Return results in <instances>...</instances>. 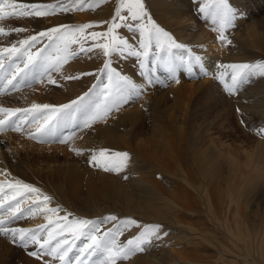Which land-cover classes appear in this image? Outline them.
<instances>
[{
  "label": "rangeland",
  "instance_id": "obj_1",
  "mask_svg": "<svg viewBox=\"0 0 264 264\" xmlns=\"http://www.w3.org/2000/svg\"><path fill=\"white\" fill-rule=\"evenodd\" d=\"M5 2L6 4H38L51 7L41 9V11L49 13L43 16L34 14L19 15L22 11L33 12L34 10L5 7L4 13L0 14V17H2L0 18V28L4 30V33L0 34V48L10 47L13 43L18 44L21 39H27L33 35H38L41 31H47L61 25L70 26L69 29H62V31L68 33L66 37L68 40L75 42L69 45L68 59L62 62L58 71L51 74L56 81L55 84L49 83L48 79L45 78L36 81L31 86L25 85L18 90L0 92V108L2 109L31 108L33 104H49L54 107L70 104L71 101L84 96L92 85L96 83V76L99 75L98 70L109 59L103 55L102 49L97 47L98 44H109L111 37L117 36L128 40L134 49L138 48L137 35H131V32L135 31H129L126 27H123L122 21H117V23L122 25L120 28L114 29L110 35H103L108 33L120 0H5ZM162 2L161 0H144L148 14L176 42L186 45L192 50L194 55H199L203 58V62L209 66L210 79L216 92L208 100L202 93L200 95L193 93L194 96L189 106L194 111L193 116H198L200 123L198 129L193 132L192 125L195 123L190 116L186 126L189 131L184 133L182 140L178 138L176 131L161 116V109L168 106L175 107V105H172V98L168 97L158 101L156 105L159 110H157V114L155 113L154 120L150 122L148 117L145 118V131H137L141 138L146 133V149L149 152H141L136 147L126 150L123 147L111 145L106 149L110 152L112 162L104 166V171H106L105 168H108L109 170L106 172L112 176L119 177L122 186L126 187L127 185L124 183L128 179L122 178L120 173L124 172L123 170L130 162L135 163L136 167L146 168L151 171H156L158 167L162 166L169 171L168 179L170 183L167 186L176 196H180L184 195L185 190L179 178H183L185 173L177 172L173 169L177 165L184 166L186 169L192 168L193 173L197 175L196 184L194 185L196 201L200 200V195L204 193L203 183L206 177L217 181L223 202L233 203V222L239 221L246 230L254 233L257 237L262 236L263 239L264 131H261V129H264V75H260V72L264 71V68H257L255 70L256 74L251 77L249 82L242 85L239 90L231 95L216 77L221 71H224V69L217 67L220 64L248 63L250 65H264V0H228L229 5L237 10L238 15L224 29L223 42L220 40L219 23H213L210 15L200 11L202 3L208 2V0H163ZM64 4L66 7L63 6ZM100 4H103L104 8L107 6L112 7L105 17L101 16V9L103 8L99 6ZM80 11L81 13H79ZM74 12L76 14H82V12L87 14L88 12L90 18L83 19L82 22L65 21L67 16ZM183 12H187V15L191 16L190 24L188 20L191 18ZM121 14L127 15V9L121 10ZM191 24L196 26V29H192ZM83 25H91V27L85 28L82 32L77 31ZM15 29H22V31L16 32ZM199 30H201V33L198 32ZM92 32L101 33L102 35L93 39L91 36ZM196 36L201 38L189 41L192 39L191 37ZM228 41L231 43H228ZM43 42H47L46 38H44ZM209 42H211V46L213 45L209 51L212 54L204 50L205 45ZM42 46L43 43L38 44L32 51L36 52ZM82 47L85 51H81ZM88 49H91V51H88ZM61 55L63 56V54ZM114 56L112 67L122 75L129 77L142 88L139 96L130 98L126 103L122 104L123 106L120 105L121 107L119 106L118 109L113 107L111 111L103 112V115L100 113L101 115L99 114L88 127L82 128L77 125L63 128L56 136H46L43 139L30 138L33 134H36V127L27 122L21 125L20 131H14L6 127L4 131L0 132V156L2 154L5 155L8 163L12 161L24 162L25 165L23 167L29 170H32L35 165L43 167L47 163L71 162L81 152V149H79L80 143L88 140V137L92 135L95 136L92 131H97L103 124L114 123L119 113L128 109L133 110L139 105L143 97L155 96L156 93L165 89V86L157 84L159 83L157 77L162 75L158 70H155L153 84L148 86L140 76L139 62L135 57L129 56L127 52L122 57L118 56V54H114ZM83 63L87 68L77 70V67ZM228 72L227 80L230 83L231 70H228ZM84 73H94L96 75H82ZM191 76L190 81L198 78L194 71H192ZM70 77L79 78L71 79ZM195 97L196 99L194 100ZM171 115L174 116L176 113L173 112ZM18 116H20L19 113L11 117V119L15 120ZM6 118V114L0 113V119ZM100 120L101 122H99ZM65 137H68L66 142L61 143L60 140ZM95 144L93 143L92 146ZM116 153H127L128 156L124 158L123 156H117ZM248 162L257 166L248 167ZM153 176L152 179H155L156 176ZM42 180V185H37V189L46 192L48 195L46 196L49 199L55 200L60 205L67 206L71 210L74 207H78L76 203L70 200L73 195L70 193L69 185L66 182H61L58 175H44ZM101 183L100 180H97L94 185L101 189ZM128 193L131 192L129 191ZM150 200L153 202L157 201L155 196H151ZM42 201H44L43 198ZM33 206L34 204L29 206V208H33ZM231 207L230 204V212ZM20 208L24 214L18 221L7 225L8 227L21 228L29 217L33 215L31 211L26 212L21 206ZM50 209L49 205L43 209L46 218L60 220L62 224L65 223L60 217H57L58 215L50 213ZM81 213L85 216H90V212L85 207L81 208ZM114 213L118 214L119 212L114 211ZM138 215H141L142 217L140 218H143V220L153 215L156 222L142 221V226L141 224H139V227L131 226L121 236H129L128 239H133L140 234L144 225L158 224L163 228L165 226L161 220H157L159 218L156 215V210L152 208H147L146 211H139ZM67 216L69 221L85 218L88 220L102 219L99 217H82L74 211L67 213ZM165 217H167V221L165 220L167 224L171 222L179 225L165 226L163 234L159 236L160 240L157 243L159 246L157 244L154 245L156 237L152 238L150 245L144 246V250L141 252L142 256H144V264H151L154 255L164 249L172 250L173 246L174 248L178 246L179 249L184 247L183 249L185 250L193 248L192 250L197 251L203 249L202 246L206 247L198 234L188 231V228L199 230L206 228L203 214L194 213L193 211L187 212L181 210V208H173L168 211ZM3 218L9 219L7 214H3ZM117 218L118 221L126 218L132 219L125 214H121ZM118 221L103 226V230L107 231ZM183 226L187 227L188 230L183 228ZM173 230L176 231L174 232ZM210 232L214 233V231ZM164 233H167V235H164ZM65 235L70 236L71 234L65 232ZM168 235L170 236L168 237ZM195 236L198 237L195 238ZM161 238L164 239L166 244L162 246L163 249H161L160 245ZM0 240L3 241V248L0 249V264L49 263L47 256L33 257L28 254L30 251L37 250V245H30L25 248L20 245L18 240L14 242L11 236L4 237L0 235ZM174 243H178V245ZM228 248L234 250L231 247ZM209 250L213 251L212 244ZM206 253L210 254L211 252ZM211 254H214V252ZM130 259L131 255L123 260L118 259L116 264H129ZM229 259L234 258L230 257ZM238 261L242 262V258H238ZM164 264H168V261L164 262Z\"/></svg>",
  "mask_w": 264,
  "mask_h": 264
},
{
  "label": "snow or ice",
  "instance_id": "obj_2",
  "mask_svg": "<svg viewBox=\"0 0 264 264\" xmlns=\"http://www.w3.org/2000/svg\"><path fill=\"white\" fill-rule=\"evenodd\" d=\"M5 7H20L33 12L22 11L19 15L43 16L49 14L47 11H41L51 6L38 4H6L5 0H0V14L4 13ZM127 9V15H122L121 10ZM200 11L210 15L213 23L220 25V40L224 41V29L237 18L238 12L232 8L228 0H208L202 3ZM2 18V17H0ZM117 21L123 22V27L129 31L138 33V48L134 49L129 41L117 36H112L109 44H98L102 49L103 55L108 57L96 76V83L92 85L84 96L71 101L70 104H64L54 107L49 104H33L31 108L2 109L0 113L6 114V119H0V132L5 128L14 131H20L23 123H31L36 127V134L30 138L43 139L46 136H56L57 133L68 127H88L92 121L101 113H107L113 107L119 108L130 98L141 94L142 88L134 83L129 77L122 75L112 67L114 54L124 56L125 52L138 60L140 76L148 86L154 82L153 77L157 67L162 68L169 73V78L176 79V70L183 67L191 71L193 65H198L201 71L204 70L203 58L194 55L192 50L186 45L176 42L175 39L163 28L159 27L148 14L144 0H120L119 7L116 9L113 22L108 29L110 35L114 29L122 25ZM91 25H83L77 31L82 32ZM69 25L53 27L47 31H41L38 35H33L27 39L19 40L18 44L13 43L10 47L0 48V92L5 90H18L20 87L31 86L38 80L48 79L49 83L55 84L52 73L58 71L63 61L68 59L70 51L69 45L75 41H70L66 37ZM16 32L22 29H15ZM4 30L0 28V34ZM101 33L92 32L91 36L95 39ZM44 38L47 42L44 43ZM43 46L38 51L32 49L38 44ZM228 43H231L228 41ZM81 51H85L83 47ZM91 51V49H88ZM63 54V56L61 55ZM151 65V67H149ZM224 69L216 77L224 86L229 95L233 94L239 88L247 84L251 77L256 74L257 68H264V65H250L248 63H230L217 65ZM228 70H231L229 83L227 77ZM206 74V73H205ZM82 75H96L94 73H84ZM264 75V71L260 72ZM78 79L79 77H70ZM20 116L13 120L11 117ZM264 131V129H261ZM71 135V133H70ZM68 137L62 138L61 143L66 142ZM99 155L104 156L105 151ZM117 156L127 158V153H116ZM95 161L96 156L92 158ZM108 171V168H105ZM127 179V176L124 177ZM7 188L11 193H5L4 185H0V235L4 237L11 236L12 240L19 241L20 245L27 248L30 245H37L38 249L30 251L28 254L33 257L49 256L54 260H59L61 264H116V261L126 259L128 256L144 250L145 245H150L153 237L159 238L161 225H144L143 230L133 239H128L126 243L119 240L131 226L139 227V222L130 218L118 221L115 215H108L99 220L72 219L68 216L60 217L65 223L57 227L46 228L42 226L37 230L24 228L8 227L7 225L18 221L24 212L20 208L23 202L17 197H23L25 193H39V190L29 184L17 180L14 184L8 183ZM44 201L49 198L45 196ZM36 204V201H33ZM37 207H39L37 205ZM28 209L27 211H32ZM52 213L61 211L59 208L50 209ZM3 214H7L9 219H4ZM113 224L107 231L102 232L104 225ZM49 224L52 220L49 219ZM65 232L71 235L66 236ZM167 235V233H164Z\"/></svg>",
  "mask_w": 264,
  "mask_h": 264
},
{
  "label": "bare ground",
  "instance_id": "obj_3",
  "mask_svg": "<svg viewBox=\"0 0 264 264\" xmlns=\"http://www.w3.org/2000/svg\"><path fill=\"white\" fill-rule=\"evenodd\" d=\"M162 1L163 0H161V2ZM63 6L66 7L65 4ZM99 6L103 8L101 9L102 17H105L112 8L111 6L104 8L103 4H100ZM79 13H81V11ZM183 13L191 18L189 14L187 15V12ZM89 18L90 16L88 12L87 14L83 12L82 14H76V12H74L69 14L65 21L82 22L83 19ZM191 20L192 18L188 20V23ZM195 27L196 26L191 24L192 29ZM198 32L201 33V30ZM133 34L138 35L137 32H131V35ZM191 38L192 39L189 41L197 40L201 37L196 36ZM184 39L186 38L184 37ZM212 46L211 42H209L205 45L204 50L208 53ZM203 65V71H201V68L195 64L191 71L186 70L183 67H178L175 75L176 79L179 80V83L170 79L168 72L157 67L156 70L162 74L157 77L159 81L157 84L159 86H165V89L156 93L155 96L143 97L139 105L137 104L138 106L133 110L128 109L125 112L123 111L119 113L114 123L103 124L97 131H92L95 136L92 135L88 137V140L80 143L79 149H81V152L71 162L61 161L47 163L43 167L35 165L32 170H29L23 167V165H25L24 162L12 161L8 163L5 159V155L2 154L0 156V185H4L5 193H11L12 191L7 188L8 183L14 184L19 180L37 188V185H42L44 175L51 176V174H54L58 175L61 182H66L67 185H69L70 193L73 195L70 200L78 206L71 210L67 206H62L52 199H49L47 204V201H42V198H44L47 193L41 190L39 193H25L23 197L18 196L17 199L23 201L20 206L25 209L26 212H29L27 211L28 209H33L31 211L33 215L29 217L27 222H25L21 228L37 230L42 226H46L48 229L57 227L58 231V226L61 225L62 222L60 220H52V224L48 223L49 219L46 218V215L43 212L44 207L47 205H49L51 209H61V211L54 214L58 215L57 217L67 215V213H70L71 211L77 212L82 217L99 218H103L108 214H113L116 217L125 214L129 215L133 220L138 221L141 226L143 225L142 221H149L151 223L156 222L153 215H150L149 218H144V220L143 218H140L142 217L141 215L137 216L139 211H146L147 208H152L156 210V215L159 218L157 220H161L166 227L170 225H179L178 223L171 222L167 224V217L165 216H167L169 210L173 208H181V210L187 212L193 211L194 213L203 214L206 228L204 227L203 230L193 228H188V230L187 227L184 226L183 228H186V230L191 231L192 233L198 234L206 247L202 246L203 249L198 251L192 250L193 248L185 250L183 247V251L178 248V243H174L177 244V247L174 248L173 246V249L170 247L172 250L164 249L163 251H159L160 253L158 252V254L152 257L151 264H164L166 261H168V264H264V238L262 239V236L257 237L254 233H250V231L246 230L239 221L233 222V203L223 202L221 199L219 183L217 181L206 177L203 183L204 193L203 195H200L202 200L200 199L196 201L194 197V195H196L194 194V185L196 184L197 175L193 173L192 168L186 169L184 166L177 165V167L173 169L177 172L185 173L183 178H179L185 190L184 195L180 196H176V194H174L167 186V184L170 183L168 179L169 171L162 166L158 167L156 172L146 168L136 167L137 165L135 163L130 162L125 170H123L124 172L120 173L122 178H124V175L127 176L128 180L124 183L127 185L126 187L122 186L119 177L112 176L104 171V166L112 162L110 159V152L106 149L111 145L120 146L126 150L131 149V147H136L140 149L141 152H149V150L146 149V133L141 138L137 131H145L144 119L148 117L150 122L154 120V117L156 116L155 113L157 114V110H159L156 104L164 98L171 97L173 101L172 105H175V107L168 106L161 109V116L165 118L170 127L176 131L180 140H182L184 133L189 131L186 126L189 122L190 116L191 120L195 123L192 125V131L194 132L195 129H198L200 123L199 118L198 116H193L194 111L189 106L194 96L193 93H195V95H200L202 93L208 100L216 92L212 80L210 79L211 72L209 66L205 62H203ZM85 67L86 65L83 63L77 67V70H82ZM192 71L195 72V75H197L198 78L190 81V78L193 76V74L191 76ZM195 99L196 97L194 100ZM173 112L176 113V115H171ZM101 113L103 115V112ZM208 116L210 117V115ZM99 122H101V120ZM93 143L96 144L92 146ZM101 151H105L104 156L99 155ZM93 154L96 156L95 161L91 159ZM247 165L252 168L257 166L256 164H250L249 162ZM152 175H154L153 177L156 176V178L152 179ZM97 180L102 182L100 184L101 189L94 185ZM129 191L131 193H128ZM151 196H155L157 201H151ZM33 201H36V204H34ZM33 204V208H29V206ZM230 204L232 206L231 212ZM37 205L39 207H37ZM82 207H85L90 212V216H85L81 213ZM114 211L119 213L116 214ZM50 213L52 212L50 211ZM165 226L164 228L161 227L159 236L163 234ZM176 230L173 231L175 232ZM103 231L102 227V232ZM210 231H214V233L212 234ZM169 236L170 235H168V237ZM196 237L198 236H195V238ZM128 238L129 236H120L119 240L126 243ZM159 240L160 239L157 238L154 245H156ZM2 244L3 241L0 240V249L3 248ZM164 244V239L161 238V249H163L162 246ZM194 244L196 243L194 242ZM211 244L213 246V251L209 250ZM199 246L201 247L200 244ZM226 246L233 248L235 251ZM141 252L142 251L132 254L129 264H144V256H142ZM206 252H214V254ZM230 257H233L234 259H229ZM47 258L49 260L48 264H61L59 260H54L49 256H47ZM238 258H242V262H239Z\"/></svg>",
  "mask_w": 264,
  "mask_h": 264
}]
</instances>
